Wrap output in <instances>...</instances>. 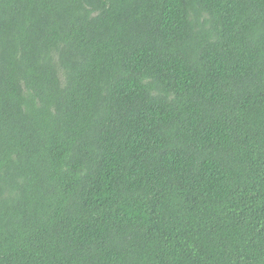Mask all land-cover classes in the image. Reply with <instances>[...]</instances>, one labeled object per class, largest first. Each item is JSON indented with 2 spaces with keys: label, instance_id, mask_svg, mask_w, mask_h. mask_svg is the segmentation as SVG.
Segmentation results:
<instances>
[{
  "label": "trees",
  "instance_id": "1",
  "mask_svg": "<svg viewBox=\"0 0 264 264\" xmlns=\"http://www.w3.org/2000/svg\"><path fill=\"white\" fill-rule=\"evenodd\" d=\"M0 264H264V0H0Z\"/></svg>",
  "mask_w": 264,
  "mask_h": 264
}]
</instances>
